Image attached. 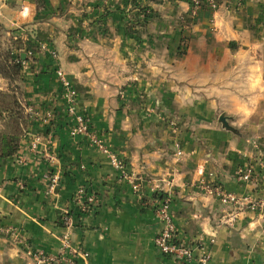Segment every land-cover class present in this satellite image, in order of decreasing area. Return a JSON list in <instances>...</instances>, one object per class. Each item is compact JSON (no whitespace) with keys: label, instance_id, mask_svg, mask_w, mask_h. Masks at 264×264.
I'll return each instance as SVG.
<instances>
[{"label":"crops","instance_id":"crops-1","mask_svg":"<svg viewBox=\"0 0 264 264\" xmlns=\"http://www.w3.org/2000/svg\"><path fill=\"white\" fill-rule=\"evenodd\" d=\"M129 1L153 11L149 24H137L142 15L127 0H0V24L28 26L39 44L21 86L38 115L28 132L45 140L35 152L23 139L18 155L0 160V264H36L30 251L60 255L67 214L75 264H186L156 248L161 226L146 184L136 193L106 155L70 136L58 70L127 173L170 195L177 238L194 249L191 264L204 253L208 264H264V212L231 225L234 208L204 189L264 198V0L239 8L217 0L216 12L194 19L192 0ZM222 114L238 134L222 129ZM246 167L251 182L239 178ZM80 189L95 198L87 209L75 201Z\"/></svg>","mask_w":264,"mask_h":264},{"label":"built area","instance_id":"built-area-1","mask_svg":"<svg viewBox=\"0 0 264 264\" xmlns=\"http://www.w3.org/2000/svg\"><path fill=\"white\" fill-rule=\"evenodd\" d=\"M244 1L245 0H232L234 6L237 8L241 7ZM205 5L213 11H217L219 8L217 0H192V16L196 17ZM1 18L2 13L0 11V19ZM57 75L64 89L62 98L67 104V114L72 123V126L70 127V136L73 138L79 136L85 137L92 148L96 149L101 154L106 155L109 158L112 167L121 173L123 179L129 182L136 193L141 192L143 184H146L150 194L152 195V198L149 201V206L154 210L161 226V231L155 239L156 248L163 256H166L174 261H182L186 264H191L195 260L194 249L193 247L186 245L184 242H180L177 238L176 225L171 212L172 200L170 195L166 194L164 188L155 180L151 178L142 179L139 176H133L127 173L125 164L110 149L106 142L92 129L91 121L85 115L78 112L77 92L66 80L64 73L61 70H58ZM26 114L29 115L32 122L38 116L35 109L29 107H26ZM51 119L52 114L46 113L44 122L48 123ZM28 137L31 139L30 147L32 151L36 152L39 146L45 145V140L42 136L27 132L23 139ZM52 160H54V158H52ZM253 177L254 172L251 168L246 167L239 170V178L241 181L251 182ZM50 180L51 183L49 193L53 194L59 187L60 177L55 175ZM204 189L208 195L219 198L222 204L234 208V212L229 217V223L231 225L236 222L237 217L248 211L264 212V198L257 199L251 196L239 197L234 193L226 192L215 186H204ZM75 201L81 205L83 209H85L87 205L95 203V198L87 197L85 190L80 189ZM63 221L67 229V234L61 239L60 255L51 256L42 252H28L29 256L36 262V264H75V259L73 257H67V253L73 254L74 256L78 255V253L73 250L71 246L69 230L73 227V220L69 214H67ZM79 256L84 259L82 254ZM210 260L211 255L209 253H204L201 258L196 261L197 264H208Z\"/></svg>","mask_w":264,"mask_h":264},{"label":"trees","instance_id":"trees-1","mask_svg":"<svg viewBox=\"0 0 264 264\" xmlns=\"http://www.w3.org/2000/svg\"><path fill=\"white\" fill-rule=\"evenodd\" d=\"M138 9L137 14L142 15L141 24L145 26L152 19L153 11L149 8L139 7L134 1L127 0ZM208 9L205 5L203 10ZM20 34V31H26ZM10 35L7 47L0 44V77L9 83L7 91L0 90V160H5L18 155L22 140L29 131L32 120L26 114V105L23 102V73L29 58L34 57L36 50L40 51L39 44L31 39L33 31L28 26L21 30L8 31L0 24V40L4 35ZM22 55L26 59L21 58Z\"/></svg>","mask_w":264,"mask_h":264},{"label":"rangeland","instance_id":"rangeland-1","mask_svg":"<svg viewBox=\"0 0 264 264\" xmlns=\"http://www.w3.org/2000/svg\"><path fill=\"white\" fill-rule=\"evenodd\" d=\"M243 5V4H242ZM135 8V7H134ZM209 9V8H208ZM203 10V9H202ZM210 10V9H209ZM211 11H213V10H211ZM201 12V11H200ZM199 12V13H200ZM213 12H216V11H213ZM199 13L197 14V16L199 15ZM190 16L194 19V18H197V16L196 17H193L192 16V4H191V12H190ZM142 17V16H141ZM137 20H139V21H141V20H143V19H141V18H136ZM134 20L135 19H132V23H129V28H134L135 26H136V23L134 22ZM19 30H21V29H19ZM18 30V31H19ZM25 32H27V30L26 31H20V34H23V33H25ZM7 41H8V37L6 36V35H4V37H2L1 38V40H0V44H1V46L3 47V48H6L7 47ZM39 49V48H38ZM33 50L35 51V52H38L39 50H36L35 48H33ZM23 100V99H22ZM257 141V144H256V146L257 147H259V145H262L261 143L259 144L258 142H260L259 140H256ZM263 148H264V146H263Z\"/></svg>","mask_w":264,"mask_h":264},{"label":"water","instance_id":"water-1","mask_svg":"<svg viewBox=\"0 0 264 264\" xmlns=\"http://www.w3.org/2000/svg\"><path fill=\"white\" fill-rule=\"evenodd\" d=\"M21 58L23 60L26 59V56L25 55H22ZM232 121V118L227 116L226 114H222L219 118V124L222 126V129L226 132H230L232 134H238V131L233 128L231 125H230V122Z\"/></svg>","mask_w":264,"mask_h":264}]
</instances>
